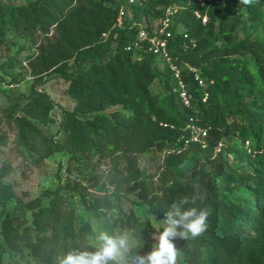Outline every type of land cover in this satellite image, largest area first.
<instances>
[{
	"label": "trees",
	"instance_id": "16d2710c",
	"mask_svg": "<svg viewBox=\"0 0 264 264\" xmlns=\"http://www.w3.org/2000/svg\"><path fill=\"white\" fill-rule=\"evenodd\" d=\"M173 8L178 12L170 37L145 26ZM141 28L169 44L184 92L168 63L158 69L148 42L127 50ZM11 32L43 37L46 44L28 59L34 74L29 94L0 110V146L14 136V151L27 170L61 151L90 158L167 156L157 182L132 175V190L159 221L182 197H188L187 207L210 211L201 236L175 240L178 256L188 264H264V242L248 235L255 219L264 223V0L251 6L239 0H33L0 11V45ZM51 80H63L75 103L59 123L44 88ZM157 80L164 95L154 92ZM4 81L0 76V84ZM188 126L206 131V147L186 145ZM232 155L238 165L250 157L255 171L241 174ZM76 190L90 195L80 185L68 191ZM64 191H47L30 202L16 198L12 209L14 195L0 191V264L6 253L23 249L38 264H57L71 250L95 251L91 224L81 222ZM82 203L110 214L115 227L134 239L129 264L151 251L158 228L122 196L98 195L91 204L83 196Z\"/></svg>",
	"mask_w": 264,
	"mask_h": 264
},
{
	"label": "rangeland",
	"instance_id": "374dc122",
	"mask_svg": "<svg viewBox=\"0 0 264 264\" xmlns=\"http://www.w3.org/2000/svg\"><path fill=\"white\" fill-rule=\"evenodd\" d=\"M29 1L33 0H0V11L4 12L10 6H25ZM160 21H145L144 24L153 34H156L161 26ZM178 31L182 32L183 27L179 26ZM52 33L53 30L51 35ZM2 41L4 43L0 45V76H3L5 81L0 84L1 111L7 109L20 95L29 94L33 83L31 78L34 74L28 59L37 56L39 47L46 44L43 37L34 40L23 33L15 32L6 35ZM164 64L165 62L158 58L157 67L159 70L164 68ZM14 80L18 83V86L11 87L15 85L13 84ZM44 88L57 106L54 118L59 123L62 112L73 110L75 103L67 96L66 84L63 80H51ZM154 92L161 95L165 94L164 84L160 80L155 82ZM1 119L0 113V122ZM1 126L3 129L5 128L4 124ZM51 129L56 132L58 126H52ZM60 139L63 140L64 135H61ZM14 140L15 137L9 134L6 145L0 146V191H6L15 197L9 201V209L15 207L16 198L21 199L23 202H30L47 191L65 190L66 196L69 199L71 198L72 204L76 206L81 222L88 221L91 224L90 241L96 246L95 236L99 231H107L113 235L124 234V232L115 227L110 214L102 210L92 209L89 207L90 205L85 207L82 198L85 196L91 204L90 202H93L98 195L116 193L123 197L127 207L132 206L139 215L149 216L158 228V233L162 231L163 221L148 215L147 209L140 205L141 201L138 193L132 190L134 185L132 175L151 176L154 178V182H157L162 172L163 161L167 156L155 158L153 155L120 154L117 159L90 158L61 151L45 161L42 166L27 170L14 151ZM229 159L242 168L240 173L243 175L255 171V163L248 156H245L243 162H240L239 165L236 163L237 160H234L233 155ZM76 185L85 187L90 195L80 190L70 193L68 190H72ZM238 194L241 197L244 195L242 191ZM45 202L48 203L47 200ZM1 215L2 209H0V218ZM248 235L249 238L255 239L257 243L264 242V223L259 219H255L253 229L248 232ZM130 242L133 248L135 241L131 236ZM154 243L155 240H153V245ZM4 260L5 264H38L34 257L30 255L28 249H23L22 252L12 251L10 254L6 253ZM177 263L188 264L182 256H178Z\"/></svg>",
	"mask_w": 264,
	"mask_h": 264
},
{
	"label": "clouds",
	"instance_id": "9594fccd",
	"mask_svg": "<svg viewBox=\"0 0 264 264\" xmlns=\"http://www.w3.org/2000/svg\"><path fill=\"white\" fill-rule=\"evenodd\" d=\"M247 6L253 0H239ZM197 196L193 195L191 203L195 204ZM188 197H182L163 212L162 231L154 234L155 243L148 253L132 258L131 264H177L178 249L176 239H196L207 229L210 211L207 208L187 207ZM95 251L71 250L57 258V264H129L127 254L132 244L127 233L113 235L99 231Z\"/></svg>",
	"mask_w": 264,
	"mask_h": 264
},
{
	"label": "built area",
	"instance_id": "2783aa9c",
	"mask_svg": "<svg viewBox=\"0 0 264 264\" xmlns=\"http://www.w3.org/2000/svg\"><path fill=\"white\" fill-rule=\"evenodd\" d=\"M137 1H140V0H130V3H135ZM177 12H178L177 8L168 9L166 11L164 18L160 21L161 26L158 30L159 34H161V35L166 34L167 37H170V34L167 32H168V29L172 25L173 16ZM198 17H200V16L198 15ZM203 22L204 23L207 22L206 17L203 19ZM121 25H122V18H120L118 20V26L120 27ZM104 37H107V35H104ZM185 37H187V36H185ZM145 42H148L150 44V51L154 52L158 56V58L162 59L165 63H168L170 65L171 69L175 72L176 79L179 80V85H180L181 89L184 92L185 88H184L183 83L181 82L180 70L178 69L177 66H175L172 63V57L170 54L169 44L166 41H162L158 37H150L149 33L145 29L141 28L138 32V38H137L136 43L134 44V46L128 47L127 50L130 51L132 48H139ZM191 44H193V46H195L194 41H191ZM186 67L191 72L196 73V70L194 68L190 67L189 65H186ZM15 86H18V85H12L11 87H15ZM182 98H183L184 102L186 103V105H188L189 102L187 100L185 93H182ZM188 129L191 131V139L186 141V145H188L189 142H195V143L201 144L203 147H206V142L204 140L206 137V131L201 130L199 128H196L194 126H188Z\"/></svg>",
	"mask_w": 264,
	"mask_h": 264
}]
</instances>
